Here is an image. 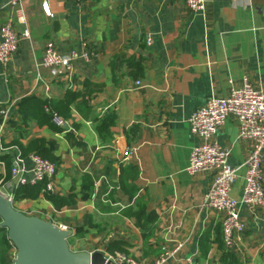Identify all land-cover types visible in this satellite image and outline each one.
<instances>
[{
	"label": "crops",
	"instance_id": "1",
	"mask_svg": "<svg viewBox=\"0 0 264 264\" xmlns=\"http://www.w3.org/2000/svg\"><path fill=\"white\" fill-rule=\"evenodd\" d=\"M10 2L0 0V27L10 19L20 40L0 64V188L13 206L65 225L74 251L119 250L153 264L163 243L181 241L166 264H230V255L238 264H264V208L240 206L244 229L226 247L223 214L202 206L212 173L186 171L196 143L190 114L244 78L264 85V0H206L203 13L184 0H48L52 16L40 0ZM50 40L64 54L81 51L82 42L92 53L53 74L41 65ZM29 96L66 104L68 117L57 113L66 124L23 118L19 103ZM108 114L114 124L102 139L95 125ZM237 136L233 117L215 133L238 168L231 195L240 199L251 142ZM17 150L42 151L55 165L54 200L14 197ZM262 156L264 185V148Z\"/></svg>",
	"mask_w": 264,
	"mask_h": 264
},
{
	"label": "built area",
	"instance_id": "2",
	"mask_svg": "<svg viewBox=\"0 0 264 264\" xmlns=\"http://www.w3.org/2000/svg\"><path fill=\"white\" fill-rule=\"evenodd\" d=\"M79 2L81 0H75ZM186 7L196 13H203L206 0H184ZM11 5L19 7L21 0H11ZM40 6L46 16H52L48 0H40ZM264 17V12L262 13ZM28 36L24 30L22 37ZM20 36L15 32L11 20H7L0 27V64L10 62L17 51ZM148 42L151 40L148 38ZM81 51L71 50L68 54L61 53L53 41H47L43 50L41 65L49 68L53 74L70 72L76 60L87 61L91 51L85 42H82ZM231 84V83H230ZM233 117L238 124V138L249 139L251 148L242 165L244 166V184L240 199L231 195V188L237 178V169L229 162L230 149L218 144L215 133L227 118ZM52 121L58 126H64L66 121L57 113H53ZM191 132L196 137V143L189 154L186 171L195 175L200 171L208 170L211 180L203 194L202 206L223 214L221 222V239L228 247L234 235L244 229L239 218L240 206L249 208H264V185L262 175V152L264 148V85L254 88L244 78L238 86L231 84L224 96L210 95L202 106L196 108L188 118ZM2 128L0 126V132ZM1 134V133H0ZM0 149L2 150L3 148ZM128 158L133 149L124 148L121 152ZM55 165L38 153L32 152L22 156L17 150L10 167V176L14 185L35 184L44 181V189H53ZM0 193L6 198H13L0 188ZM66 229L65 225H59ZM183 242L175 241L172 247L167 242L162 244L161 253L153 264H166L182 248ZM104 264H140L131 255L113 250L103 253Z\"/></svg>",
	"mask_w": 264,
	"mask_h": 264
},
{
	"label": "water",
	"instance_id": "3",
	"mask_svg": "<svg viewBox=\"0 0 264 264\" xmlns=\"http://www.w3.org/2000/svg\"><path fill=\"white\" fill-rule=\"evenodd\" d=\"M19 185V184H18ZM0 227L15 249L12 264H104L103 252L74 251L62 229L50 219L27 215L13 206L11 198L0 193Z\"/></svg>",
	"mask_w": 264,
	"mask_h": 264
},
{
	"label": "trees",
	"instance_id": "4",
	"mask_svg": "<svg viewBox=\"0 0 264 264\" xmlns=\"http://www.w3.org/2000/svg\"><path fill=\"white\" fill-rule=\"evenodd\" d=\"M76 97V94L73 92L67 93V100L72 101ZM19 112L23 118L34 119L39 125H49L52 126V116L53 113H59L63 117H68V107L66 104H61L57 101L52 100H42L33 96L26 97L21 100L19 103ZM114 124V118L112 115L108 114L95 125V130L102 139H105L110 136V128ZM42 157L46 156L42 151L39 153ZM44 181L37 182L35 184H24L16 187L14 189L15 198H37L40 195L54 200V197L44 189ZM140 218V217H139ZM1 220V219H0ZM13 246L7 238L6 229L0 227V264H12V259L8 258L7 253L9 248ZM114 246L110 247L113 249ZM228 257L229 255L226 254ZM231 261L230 264H238L237 260L230 255Z\"/></svg>",
	"mask_w": 264,
	"mask_h": 264
},
{
	"label": "rangeland",
	"instance_id": "5",
	"mask_svg": "<svg viewBox=\"0 0 264 264\" xmlns=\"http://www.w3.org/2000/svg\"><path fill=\"white\" fill-rule=\"evenodd\" d=\"M68 242H69V238H68ZM14 252H15V249L13 248L12 250V253L10 254V258L13 260V257H14Z\"/></svg>",
	"mask_w": 264,
	"mask_h": 264
}]
</instances>
